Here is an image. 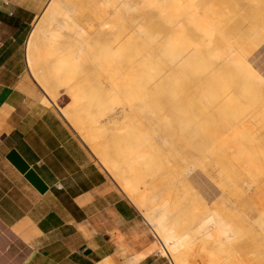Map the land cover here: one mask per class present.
<instances>
[{
	"label": "rangeland",
	"instance_id": "1",
	"mask_svg": "<svg viewBox=\"0 0 264 264\" xmlns=\"http://www.w3.org/2000/svg\"><path fill=\"white\" fill-rule=\"evenodd\" d=\"M68 1L70 0H58L57 4L58 6L66 7V2ZM96 2H98V0H96ZM185 2L188 6L184 9L186 17L181 22V25L187 26L186 22L189 21L197 22L199 30V23L209 20L215 33V36L210 38L209 41L198 37V35H195V32L188 30L184 37L186 41L182 42L180 45L176 42L169 45L168 41L170 39L175 40L177 36L164 34L165 31L174 28V25L170 24L167 26L164 22L166 18L158 17L160 6L162 5L160 0L140 1L139 5H136L128 16H118L115 19V29L119 32L120 36H122L120 29L127 25L130 17L133 19L140 18L142 22L147 20V24L143 25V29L149 31L151 36L156 34V36L152 38L153 45L155 46L150 48L151 53H157L161 47L169 52H175L180 48L184 50L189 49L186 54L187 57L184 59L181 66L179 68L176 67L177 70H189L193 67L196 68L197 74L203 63L213 64L215 62L211 58H208V56L228 54V64H224L220 69L214 66L217 70L211 71L213 75L216 73L220 78L218 76V79L213 78L207 80L208 76L207 73H205L202 77L197 75L199 77V79H197L194 77V74V76L191 73L179 75L175 71V74H171L162 79H156L149 87L145 85L141 91L137 92L135 89L136 75L133 74L130 77H125L122 73L128 69L129 66L127 64L133 65L134 63H141L142 60L140 56L136 53H133V57H128V55H116L115 61L110 63V70H107V66H105L103 75L96 72L90 79L79 82L80 89L77 88L74 91H67L65 88H58L55 94L59 96H57L56 101H53V103H55L57 107L67 104L65 110L61 111V113L69 121L74 115H78V113L75 114L76 111L74 112V109L78 111L81 110L80 108H82L83 104H89L90 108L88 109H92L93 106L90 103H94L96 106V103L102 104V101H106L104 103V106H106L105 112L103 111V115L101 117L97 116V118H99L102 124L101 127H99V133L102 134L103 131H105V126L108 131H106V135L108 136H105L103 140L107 143L112 140L109 142L110 145L111 142H114L113 145L108 147V153L112 149H116V145L122 144L118 146L116 150H120L122 146H127L126 151L128 152L129 150L131 156L134 158L135 155L132 154L137 152L134 150L141 149L142 152L149 147L148 153L149 150L155 151H151L152 153L150 152L153 158L157 153L156 151L160 152L162 148H168L170 150L169 155L171 156V161L167 164L173 166V168L179 167L181 171H188L189 166H184L183 164L175 162L174 158L176 157L175 155H177V150L186 148L199 154L193 161V171L190 172L187 183H180V185L179 183L177 184V182H170L171 185L167 184L165 181L163 183L162 179L169 169L167 168L169 165L166 167L163 161L160 160L155 162V159H152L154 166L152 163L149 164L152 165V167L161 169V173L157 171L159 177L156 174L157 178L154 176L152 180L155 186L152 191L156 194H161L163 192L165 194V191L168 189L174 191L178 189L182 191L184 188V190H187L185 198L184 196L182 197V193L177 195L179 199L174 197L176 193L172 197L173 202H175V200L180 201L174 204L179 213L177 218L178 225L173 226L171 225L172 223H168L170 221H167L164 223V229L167 230L172 226L175 230L173 235L181 236L191 230L190 232H192V234L194 233L193 235L195 237H198V241H201L196 227L201 222H206V220L209 221L208 225L210 227H208L213 229V232L217 231L220 233L219 231H223V234L214 232L215 235L217 234L216 236L221 237V239H217L215 235L210 239L205 238L207 240H204V238L202 239L204 242L207 241V244H203H206L208 247L206 246V248L204 246V248L207 250L209 249L208 252L214 254L212 256L208 254L203 256V251L200 248L203 245L199 247V242L197 240L198 243L194 242L197 248L193 246L194 244H190V246L192 245L194 247V250L192 249L194 252L200 249L197 252L202 254L198 256L197 254L200 253L195 252L197 254L194 255L195 253L187 248L189 251L184 250V252L182 250V252H179L181 254L177 260H170L160 246L157 256L161 258L165 264H264V247H262L264 245L261 246V244H264V240H262L264 239V231H262L264 230L262 229L264 228V224H259L260 222H264V204H262L264 203V201H262V199H264V0H185ZM67 6L70 8V12H68V16L70 17L69 22H67L68 25L72 23H82L85 19H87V21L89 19V22L95 21L92 17L87 18L88 13L92 11L91 0H73L72 5ZM58 11H55L56 14L53 13L54 16L52 18L54 20L57 19L58 16V18L61 16V13L59 14ZM181 11L182 9H180V12ZM64 19L63 16V19L61 17L60 21L62 20L65 22L66 20ZM57 20L59 21V19ZM150 22L151 24L149 26ZM50 24L51 22L47 24L46 21L39 24L37 29L40 28V30L44 32L49 28ZM68 25H66V27ZM63 28H65V26H63ZM66 29L65 31H67ZM122 43L130 46L132 42H129L128 36H125L122 39ZM53 46H55V44L50 46V51ZM42 47L43 51L41 52H43L44 55L42 63L38 66V70L40 74H43L44 78H51L55 76V74H53V71L51 73V70H46V68L49 66L48 63L51 60L50 56L52 52L49 53V51L48 56V53H44V51H46L44 50V45ZM130 52L131 51L127 53L129 54ZM23 55L24 57L26 56V45H24L23 48ZM35 58H37V55ZM157 58L161 61L162 59H166V56L164 55ZM205 59H207V62H204ZM144 60L145 58L143 61ZM244 67H248L250 71L254 72L260 78V81H262H259V83L248 75L246 73V68L243 69ZM25 68L26 72L29 73L26 64ZM222 70L226 76L222 74ZM178 77L180 83L178 82ZM184 80L186 82H182ZM33 81L45 94L46 92L39 87L34 79ZM226 82H229L230 85ZM221 84H223V86ZM227 84L230 87L226 86ZM112 85L115 87L114 90L111 89ZM225 86L228 93L226 96L222 95L221 91L217 92L218 88H224ZM176 87L178 88L177 91ZM199 88L201 94L197 92ZM203 88H209L210 90ZM149 89H152V93L147 92ZM95 91L97 92V97ZM103 93L106 94L107 98L102 97V99H100ZM198 94L200 95L198 96ZM77 95L79 96L77 97ZM195 98H197L198 101H195ZM123 99L127 100L125 102L127 103L126 105H124ZM156 101H161L164 104L173 102L168 114L170 123L174 124L175 126H173L175 128L178 126V128L172 129L171 132H169L168 129L164 128V126H166L165 120L161 123L158 122L157 113L152 111L153 103ZM122 102L124 104H122ZM198 104L202 107L208 104L207 106L209 108L206 106L204 111H202V107ZM72 105L77 107L72 108ZM78 106H80V108H78ZM95 109H92V113H96L97 107ZM130 110H134V114L127 115ZM68 111H70L71 114ZM153 112L155 117H152ZM125 114L129 117H123ZM119 119L126 120V122L120 123L119 121L121 120ZM131 119L135 120L134 126L130 124L132 121ZM102 121L105 122L102 123ZM107 122L109 125H106ZM87 124L90 125L87 127ZM111 125L113 126L112 128L121 125V127L127 126L125 131L127 134L125 135L124 133V138L122 136H112V134H109L110 131L108 128L111 130ZM84 127H86L84 129L87 130L89 127L94 128L95 124L91 121V123H85ZM149 130L152 131V136ZM155 135L164 136L163 146L154 142ZM212 136H214V138ZM150 139H152V142ZM136 143L137 146L135 145ZM86 145L88 146V144ZM90 147L89 145V150L100 162L99 157L101 155L99 156L97 154L99 148L94 152ZM130 147H132V150ZM131 151L134 152L132 153ZM103 152L104 154H102L105 155V149ZM146 152L144 151L145 155L147 154L148 156L149 154ZM144 153H141V155ZM159 156L161 157V155ZM172 161L177 167L171 163ZM207 164L216 166V170L212 174V177L205 173V169H207L205 167H208ZM103 169L106 172L107 169H105V167ZM134 181L135 180H133V182ZM165 183L166 185H164ZM140 185L139 192L141 191L143 193L146 189H151L148 185ZM256 188L261 189L256 192ZM194 191L196 192V196L203 201L196 200ZM253 192L258 194L256 200H252L250 197ZM145 194H147V192H145ZM181 201L182 204H180ZM253 201L256 203H253ZM178 204L179 206H177ZM229 206L232 208H229ZM143 208L144 207H141V210H137L141 216L142 212L146 210V208ZM208 209L213 210L209 211ZM208 216H213L214 219ZM216 223H218V227ZM257 224L259 227L262 226V228H260L261 230H258ZM229 230H231V232H229ZM244 230L246 232H244ZM260 239L262 243L258 244V241L260 243ZM222 241H225V244H221L223 243ZM217 247L218 249L221 248L218 250L216 249ZM215 250L218 251L216 252ZM190 251L192 254L189 253Z\"/></svg>",
	"mask_w": 264,
	"mask_h": 264
},
{
	"label": "crops",
	"instance_id": "2",
	"mask_svg": "<svg viewBox=\"0 0 264 264\" xmlns=\"http://www.w3.org/2000/svg\"><path fill=\"white\" fill-rule=\"evenodd\" d=\"M49 1L0 0V264H165L67 104L26 72L23 48Z\"/></svg>",
	"mask_w": 264,
	"mask_h": 264
},
{
	"label": "bare ground",
	"instance_id": "3",
	"mask_svg": "<svg viewBox=\"0 0 264 264\" xmlns=\"http://www.w3.org/2000/svg\"><path fill=\"white\" fill-rule=\"evenodd\" d=\"M57 1L58 0H50L47 4L45 10L43 11V13L37 19L35 26H34V29H33V32L31 33V35L29 36V38L27 39V41L25 43V45H26V56L24 57V58H26L25 61H26V66H27L28 71H29L28 74H30V76L36 81V83L39 85V87L46 92L45 94L48 95V98L52 102L56 101L57 96H59L58 94H55L58 88H65L67 91H72V90L74 91L77 88L80 89L79 82L84 81L85 79H90L91 77H93L95 75L96 72L101 73L103 75L105 66H107V70H110L109 69L110 65H111L110 63H113L115 61L116 55H128V57H133V53L134 54L136 53L140 56V58L142 60L141 63H137V64L134 63L133 65L127 64L129 66L128 69L122 73L125 77H130L133 74L136 75L135 89L137 92L141 91L142 88H144L143 86H145V85L147 87H149L156 79H162V78H165L171 74H175V71L179 75L180 74H186V73H189V74L191 73L192 75L194 74L195 76L194 75L193 76L197 79H199L200 76L202 77L205 73H207V76H208L207 80L208 79L211 80L213 78L218 79L219 75L217 76L216 73H214V75H213L211 73V71L217 70L216 67L218 69H220L224 64H226V63L228 64V59H229L228 54L227 55H221V56H218V54H215L213 56H208V58H211L215 62L213 64L212 63H209V64L203 63L201 65V69L197 72V74H196V68H193V67H192V69H189V70L188 69L187 70H183V69L177 70L176 67L179 68L181 66L184 59L187 57L186 54L188 53L189 49L184 50L183 48H180L179 50H177L175 52H169L166 49H164L163 47H161L157 53H153V52L151 53L150 48L152 46H155V45H153L152 38L154 36H156V34L151 36L149 31H145L143 29V25L147 24V20H144V22H142V20L140 21V18L139 19H137V18L133 19L132 17H130L128 22H127V25L120 29V31L122 33V36H120L119 32L116 31V29H115V25H114L115 19L118 16H128L130 14V12L133 10V8L136 5H139L140 1L147 2L149 0H98V2H96V0H91L92 11H90L88 13L87 18L92 17L95 19V21L89 22V19H88V21H87V19H85L82 23H72L71 25L67 24V22H69V20H70V17L68 16V12H70V8H68L67 5H72L73 0L66 2V7L58 6ZM160 1H161L162 5L160 6V11L158 13V17L166 18L164 20V22L167 24V26L170 24L174 25V28H170L169 30L165 31L164 34H167V35L171 34V35L177 36V38H175V40L170 39L168 41L169 45L172 44L173 42L179 43V45H180V44H182V42L186 41L184 37H185L188 30L195 32V35H198V37L203 38L206 41H209L210 38L215 36V33L213 31V27H212L211 22L209 20H205L202 23H199V26H200L199 30H198L197 22H190L189 21V22H186L187 26L181 25V22L186 17V14L184 13V9L188 6V4L185 2V0H160ZM180 9H182L181 12H180ZM55 11H58L59 14L61 13L60 18L62 17V19H63V16H64V18H65L64 20H66L65 21L66 24L64 21H62V20L60 21V18H58L59 16L57 17V19H59V21L57 19L54 20L52 18L54 16L53 13H55ZM46 21H47V24H49V22H51L49 28L46 31L43 32L40 30V28L37 29V26L39 24H42ZM150 24H151V22L149 23V26H150ZM66 25H68V26L66 27ZM63 26H65V28H63ZM68 27H69V29H68ZM65 29L67 31H65ZM125 36H128L129 42H132L130 46L128 44L122 43V39ZM42 44L44 45V50H46V51H44V53H46V54L50 51V46L55 44V46H53V48L51 47V51L49 52V53L52 52V54L50 56L51 60L48 63L49 66L46 68V70H49V71L51 70V73L53 71V74H55V76L51 75V76H53L51 78H44L43 74H40L39 70H38V68H39L38 66L42 63V58L44 55L43 52H41V51H43V47H42L43 45ZM129 51H131V52L128 54L127 52H129ZM49 53H48V56H49ZM155 54L157 57H161V56L165 55L166 59H162L161 61H159V58H157L155 56ZM36 55H37V58H35ZM144 58H145V60L143 61ZM204 62H207V59H205ZM214 66H216V67H214ZM245 68H246V73L248 75H250L256 81H258V82L260 81V78L254 72H251L248 67H244L243 69H245ZM227 71H228V69H227ZM41 73H43V72H41ZM222 74H224V71ZM224 76H226V75L224 74ZM219 78H220V76H219ZM226 78H228V77H226ZM178 80H179V77H178ZM226 81H227V79H226ZM178 82L180 83V80ZM182 82H186V81L184 80ZM182 82H181V84H182ZM226 83L229 84V82H226ZM228 84L226 86L230 85V84L229 85ZM221 85L223 86V84H221ZM226 86L224 87L225 89L224 88H218L217 92L221 91V94L226 96L228 94ZM177 87H176V91L178 90ZM217 87H219V86H217ZM111 89L114 90L115 87L112 85ZM203 89H207V88H203ZM203 89H201V90H203ZM199 90H200V88L198 89V91L196 89V91L198 93H200ZM147 92L152 93V89H149V91H147ZM95 93H96L95 95L97 97V92L95 91ZM200 94H198V96ZM202 94H205V93H202ZM47 95H45V96H47ZM78 96L79 95H77V97ZM219 96L223 97L221 95H219ZM102 97L107 98L105 93H103V95L101 96L100 99H102ZM225 98H227V97H225ZM234 98H236V97H234ZM196 100H197V98H195V101ZM122 101H124V103H125L127 100L123 99ZM74 102H72V103H74ZM105 102L106 101H102L103 105L101 103L100 104L96 103V106L94 105V103L93 104L90 103L93 107L95 106L94 108L92 107V109H95L97 107V111H95L96 113H92L93 110L88 109V108H90L89 104L86 105V104L82 103L83 104L82 108H84V109H82V108H80V106H78V108H80L81 110L78 111V110L74 109V112L76 111L75 114L78 113V115H76V116L74 115L71 120L68 118L71 126L78 132V134H80L82 141L84 140L86 142V144H88V146L89 145L91 146L90 148L92 149V151L96 152V149L99 148L97 150L98 151L97 154L99 156L100 155L102 156V157L101 156L99 157L100 158L99 164L101 166H104L105 169H107L106 173L111 176V178L114 180V183L115 182L117 183L120 192L127 198V200L138 211L141 210V207L146 208V210H144V212H142L143 220H145L147 226L150 227L152 233L154 234L158 243L162 247L163 252L170 258V260H173V259L177 260L181 254L179 252H182V250L183 251L184 250L189 251V249H191V251L193 253L199 251L200 249L199 250L197 249V251L195 250V252L193 251L194 247L197 248L196 247L197 245H195L194 242L198 241V237H195L193 235L194 233L192 234V232H190L191 230L187 231L186 233H184L181 236H176V235H173L175 233V230L172 226H170V228L167 230L164 229V223H166L167 221H170L168 223H172L171 225H173V226L178 225L177 218L179 216V213H178L177 207H175L174 204H176L180 201L175 200V202H173L172 197L176 193V195L174 197H177L179 199V196H177V195L179 193H182V197L184 196V198H185L186 194H187V190H184V188L182 191H180L178 189L175 191L168 189L167 191H165L166 192L165 194L163 191H162L163 193H161V194H156L155 192L152 191V189L155 187L153 185L152 180L154 179V176H156V174L159 177V174L157 173V171L160 172L161 169L158 168L159 169L158 170L157 167H152V165H150L149 163H152V159H155V162H158L161 160L166 164V167H167V165H169L167 163H170V161H171V156L169 155L170 150L168 148H162L161 149L162 151L161 150H160V152L156 151L157 152L156 155L153 156V158H152L151 157V155H152L151 151H153V150H151V151L149 150V153H148L149 147H148V149L146 148L147 150L144 149V151L145 152L147 151L146 153L149 154L148 156H147V154L145 155L144 151L141 152V149H138V150L136 149L134 151H137V152L133 151L134 154H132V155H135L133 158L131 156L129 150H128V152L126 151L127 146L126 147L122 146V148H120V150H116L118 146L122 145V144L121 145L118 144L115 146L116 149H112V150L109 149L111 151L108 153V147L113 145L114 142L113 143L111 142V145H110L109 142L112 140H110L108 143L103 140L105 138V136L106 137L108 136V135H106L107 129L105 128L106 126L104 125L105 131H103V133H102L103 135L101 133H99V131H100L99 127H101L102 124L100 123L99 118H97V116L101 117L103 115V113L105 112V110H106L105 109L106 106H104ZM208 102H209V100H208ZM124 103L122 102V104H124ZM126 104L127 103H125L124 105H126ZM172 104H173V102H169L167 104H164L161 101H156L155 103H153V108H152V111H155L157 113L159 123H161L163 120H165L166 126H164V128L168 129L169 132H171L172 129L178 128L177 125H176L177 127L175 128L174 127L175 125L170 123V118H169L168 112L171 110ZM206 106H204V107L200 106V107H202V111H204V108ZM73 107H75V106L72 105V108ZM69 108H70V106H69ZM207 108H209V107L207 106ZM68 112L70 113V111H68ZM66 113H67V110H66ZM132 113L134 114V110H130L127 115H130ZM69 115H68V117H69ZM127 115L125 114V115H123V117H127ZM152 117H155L154 112H153ZM119 120H121V119H119ZM131 120L133 122L131 121L132 123L130 122V124L131 125L133 124V126H134L135 120H133V119H131ZM91 121H93V124H95L94 128H96V129H94L93 127L92 128L89 127L90 131L88 128H87V130L84 129V128H86V127H84L85 123H91ZM124 121L126 122V120H121L119 122L122 123ZM104 122L102 121V123H104ZM107 124H108V122L106 123V125ZM113 124H114V122H113ZM128 124H129V122H128ZM88 125H90V124H87L86 126L88 127ZM117 125H118V121H117ZM121 126L112 128L113 126L111 125V128H112L111 130H110V128H108L109 127L108 126L107 128L110 131L109 134H112V136L117 135V136L123 137L127 126L126 127H121ZM130 129H131V127H130ZM146 131H148V130H146ZM150 131L151 130H149V132ZM188 132H189V130H188ZM143 133H144V131H143ZM213 133H212V135H213ZM126 134L127 133H125V135ZM147 134H148V132H147ZM150 135L152 136V131H151ZM212 137L214 138V136H212ZM151 140L152 139H150V141ZM154 140H155L154 141L155 143L157 142L159 145L163 146L164 136L162 137L159 135H155ZM135 145L137 146V143ZM93 147H95V148H93ZM142 147H143V145H142ZM131 148L132 147H130V149ZM104 149L107 152V153L105 152V155H103ZM140 152L144 153V154L141 155ZM153 152H155V151H153ZM159 155H161V157ZM175 156L176 157L178 156L177 158L176 157L174 158L176 163L183 164L184 166H187V165L189 166L188 171H181L179 167L173 168V166L169 165L172 169L168 166L167 168H169L170 170L169 169L167 170L165 167V169L167 171H166V174L164 173L165 175H164V178L162 179V181H163V183L165 181L167 184H170V185H171L170 182H172V183L177 182V184L179 183V185H180V183L186 184L187 180H188V176L190 175V172L193 171V168H192V167H194L193 161L195 158H197L199 156V154H196L194 151H191L189 149L183 148L181 150L180 149L177 150V155H175ZM156 159H159V160H156ZM171 163L176 166V164L173 163V161ZM153 166H154V164H153ZM207 166L208 167H205V168H207V169H205V173L208 174L210 177H212V174L216 170V166L213 164H209V165L207 164ZM104 167H102V168H104ZM241 171H243V170H241ZM214 175H213V177H214ZM157 176L155 178H157ZM158 179H157V181H158ZM133 180H135V181L133 182ZM166 183L164 185H166ZM177 184H176V186H177ZM139 185L140 186L148 185V187H151V189L150 190L146 189L142 193L141 191L139 192ZM173 187H174V185H173ZM171 188H172V186H171ZM259 189H261V188H256L255 191L258 192V191H260ZM145 192H147V194H145ZM257 195L258 194L253 192V193H251L250 197L252 198V200H254V199L256 200ZM194 197L196 198V200H202L196 196V192H195ZM224 199H227V198H224ZM192 200H195V199H192ZM262 201H264V199H262ZM254 202L255 201H253V203ZM180 204H182V201ZM262 204H264V203H262ZM177 206H179V204ZM230 206H229V208H232ZM252 207H255V206H252ZM212 210H209V211H212ZM233 210H235V209H233ZM225 211H226V209H225ZM227 211H228V209H227ZM254 211H255V209H254ZM208 217L213 218V216H208ZM244 217L247 218L246 216H244ZM206 219H207V217H206ZM176 222H177V224H176ZM208 222L209 221H207V220H206V222H201L199 225H197L198 228L196 227V231L198 229L197 232L201 236V237L199 236V239L201 238L200 240L202 241V243H201V241H198L201 244H199L198 242L197 243H198L199 247H200V245H203L200 247L201 250L203 251V256H205V254H208L209 256H212L214 254L208 252L209 249L207 250L204 248V246L205 247L207 246L206 245L207 241L204 242L202 239L203 238H204V240H207L205 238L210 239L211 237H214L215 233L223 234V231H219L220 233H218L217 231H214L215 232L214 233L213 229L209 228L210 226L208 225ZM213 223H214V221H213ZM217 224L218 223H216V225ZM259 224H264V222H262V223L260 222ZM217 227H218V225H217ZM258 228H259L258 230H261L260 228H262V226L259 227V225H258ZM262 229H264V228H262ZM236 230H238V229H236ZM262 231H264V230H262ZM229 232H231V230H229ZM244 232H246V231L244 230ZM219 238L221 239V237H217V239H219ZM262 240H264V239H262ZM218 241H220V240H218ZM222 242L223 243H221V244H225V241H222ZM203 243H206V244L204 245ZM261 243H262V241L260 239V243L258 241V244H261ZM190 244H194L193 245L194 247L192 245L190 246ZM256 244H257V242H256ZM262 245H264V244H261V246ZM188 246H190L191 248ZM218 247L216 249H218ZM262 247H264V246H262ZM187 248H189V249H187ZM224 250H223V252H224ZM191 251L189 253L192 254ZM197 253H200V252H197ZM197 253H195L194 255H196ZM201 254L202 253L197 254V255L200 256ZM215 259H218V258H215Z\"/></svg>",
	"mask_w": 264,
	"mask_h": 264
}]
</instances>
